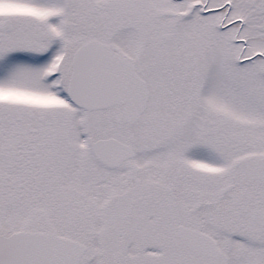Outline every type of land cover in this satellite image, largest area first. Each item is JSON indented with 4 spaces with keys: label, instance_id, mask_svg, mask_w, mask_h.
Returning <instances> with one entry per match:
<instances>
[{
    "label": "snow or ice",
    "instance_id": "snow-or-ice-1",
    "mask_svg": "<svg viewBox=\"0 0 264 264\" xmlns=\"http://www.w3.org/2000/svg\"><path fill=\"white\" fill-rule=\"evenodd\" d=\"M0 264H264V0H0Z\"/></svg>",
    "mask_w": 264,
    "mask_h": 264
}]
</instances>
